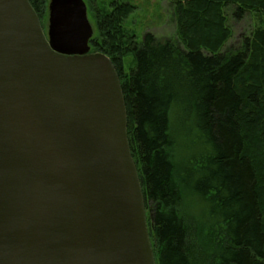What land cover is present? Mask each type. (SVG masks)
<instances>
[{"label": "trees", "instance_id": "obj_1", "mask_svg": "<svg viewBox=\"0 0 264 264\" xmlns=\"http://www.w3.org/2000/svg\"><path fill=\"white\" fill-rule=\"evenodd\" d=\"M29 2L44 30L46 0ZM108 5L89 3V46L120 81L155 263L264 264V0H177L179 41L137 42L135 6ZM228 6L256 25L221 52Z\"/></svg>", "mask_w": 264, "mask_h": 264}, {"label": "water", "instance_id": "obj_2", "mask_svg": "<svg viewBox=\"0 0 264 264\" xmlns=\"http://www.w3.org/2000/svg\"><path fill=\"white\" fill-rule=\"evenodd\" d=\"M0 0V264H156L125 101L84 0Z\"/></svg>", "mask_w": 264, "mask_h": 264}, {"label": "rangeland", "instance_id": "obj_3", "mask_svg": "<svg viewBox=\"0 0 264 264\" xmlns=\"http://www.w3.org/2000/svg\"><path fill=\"white\" fill-rule=\"evenodd\" d=\"M113 0H84L87 6V16L93 26V34L96 33L95 19L89 10L91 2L94 10H109V3ZM135 6L134 11L125 21V26L135 34V39L140 42L145 32L154 34L157 39H170L179 41L176 34V22L174 17V4L177 0H119ZM48 4V0H46ZM45 10L44 32L47 30L48 10ZM227 25L231 29V36L224 43L221 52L227 48L237 49L242 44L243 38L249 37L255 27L254 15L247 13L241 19L233 16L234 6L225 8ZM125 64V68L127 69ZM149 214L146 213V219Z\"/></svg>", "mask_w": 264, "mask_h": 264}]
</instances>
